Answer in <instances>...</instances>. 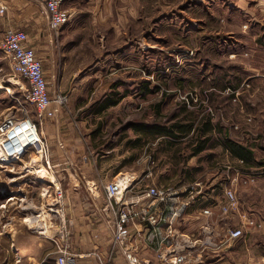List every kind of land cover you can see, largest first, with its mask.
I'll list each match as a JSON object with an SVG mask.
<instances>
[{"label":"rangeland","instance_id":"374dc122","mask_svg":"<svg viewBox=\"0 0 264 264\" xmlns=\"http://www.w3.org/2000/svg\"><path fill=\"white\" fill-rule=\"evenodd\" d=\"M7 1L9 12L0 16L1 141L23 125L9 129L26 108L51 148L48 121L59 119L62 111L80 127L87 106L116 92L124 97L108 110L107 134L135 117L164 124L190 119L195 126L210 120L218 135V127H225L252 146L253 163L264 170V15L256 0H135L130 6L123 5L126 0H79V12L57 33L38 0ZM8 26L35 36L51 95L66 94L57 115L42 123L27 100V80L14 73L2 49ZM64 48L69 55L60 57ZM58 142L64 146L62 139ZM40 152L31 147L0 166V251L2 240L13 249L23 232L51 241L59 233L36 227L48 218L46 205L55 198L52 182L57 183L53 161L49 158V168ZM255 184L246 183L244 190ZM5 256L0 254V264L9 260Z\"/></svg>","mask_w":264,"mask_h":264},{"label":"crops","instance_id":"0c3cea01","mask_svg":"<svg viewBox=\"0 0 264 264\" xmlns=\"http://www.w3.org/2000/svg\"><path fill=\"white\" fill-rule=\"evenodd\" d=\"M126 1L123 5L135 4V0ZM87 2L93 3V0ZM80 3L79 0H64L63 7L71 12L67 23L79 12ZM255 3L264 15V0H256ZM41 7L48 15L42 4ZM33 11L38 9L33 8ZM7 28L9 26L5 30ZM28 36L29 43L36 49L35 36L31 33ZM67 50L64 48L60 57H67ZM116 54L117 51L114 52ZM60 59L62 62L63 58ZM43 70L45 73L44 66ZM75 77L76 73L72 81ZM46 79L49 84L47 76ZM65 79L66 75L61 71L59 81L64 84ZM86 98L89 99L88 96ZM103 99H95L86 107L80 116V127L70 122V118H63L62 111L58 121H48L50 159L66 197L65 214L71 229L69 243L77 254V264H130L123 247L114 240V222L120 204L108 199L104 188V183L122 174L132 175L133 180L125 190L124 201L135 203L146 216L129 224V246L141 259L152 264H170L159 253L175 247L187 254L188 259L182 264H264V176H258L254 184L258 183L246 191L243 187L246 183L242 180L249 171L256 169L261 173L263 170L257 168L259 163L250 166L245 159L234 155L220 139L216 141L222 136L233 138L231 132L218 127V135L212 127L202 136L212 135V139L204 140L200 150L197 139L192 137L196 126L187 135L170 142L168 134L156 133L152 138L149 128L139 129L135 125L137 122L149 124L152 120L135 117L107 134L104 123L108 110L123 98L101 112L94 111L92 104ZM90 102L85 101L84 105ZM140 136L142 142L135 143L134 140ZM59 139L64 142L63 147ZM238 142L249 147L247 142ZM219 151L224 154L223 159L216 157ZM150 186L171 188L174 196L170 201L144 195ZM229 187L235 190L238 202L236 207L223 213L221 205L228 201L225 190ZM186 201L190 202L186 204ZM172 203L174 207L186 206L175 216L173 232L165 237L168 220L172 216ZM204 208H210L212 214L203 213ZM206 224L212 227V237L217 246L200 244ZM237 226L244 228L245 235L228 240V229ZM1 242L6 244L1 246L0 254L5 253V257H9L5 264H55L56 248L51 240L23 232L17 235L13 249L8 239Z\"/></svg>","mask_w":264,"mask_h":264},{"label":"built area","instance_id":"2783aa9c","mask_svg":"<svg viewBox=\"0 0 264 264\" xmlns=\"http://www.w3.org/2000/svg\"><path fill=\"white\" fill-rule=\"evenodd\" d=\"M46 9L49 16V25L52 30L59 32L64 24H66L71 18V12L69 9L63 7V0H38ZM8 9V4L5 0H0V16H3ZM2 49L5 55L8 57L12 69L15 74L23 77L28 82L27 100L35 106L37 116L40 119V123L47 118L57 115L61 105L66 102V94H58L55 98L51 95L48 87V82L43 70L42 62L37 57L35 47L29 43L28 32L22 28L9 27L5 30L2 39ZM25 116L20 119L19 122L13 124L9 129L17 127L22 123H27L34 129L37 137H34L28 144H23L19 149L13 150L12 155L17 154L21 156L29 148L35 147L38 152L42 151V159L46 161V165L50 168L53 165L50 163L51 150L38 131L36 122H34L28 114L25 108ZM9 122V120H7ZM7 121L3 124L6 125ZM8 131V130H7ZM44 155V156H43ZM44 162V161H43ZM45 164V163H44ZM47 167V168H48ZM264 171V170H263ZM264 174H258V172H249L246 177H242L243 183L255 182L257 177ZM132 175L122 174L117 180L104 183L108 199H114L120 204L117 210V217L114 222V240L118 242L124 250V253L129 260L130 264H152L149 260L141 259L129 246V239L131 235L130 222L136 218H145V213L140 210L135 203L124 201V193L127 188L132 184ZM52 182V181H51ZM55 185V197L51 202L47 203L48 218L44 225L36 226L44 231H58L54 234L53 241L57 246V255L55 258V264H77V254L71 250L69 239L71 237L70 221L68 220L65 212L67 205L66 197L60 182H52ZM228 196V201L221 205L223 213L228 212L231 208L236 207L238 197L233 188L229 187L225 190ZM146 196L157 197L160 200L172 199L174 196L171 188H161L156 186H150L144 193ZM190 201H186V204ZM180 208L172 207V216L168 220V234L165 237L170 236L173 232L172 222L175 216L179 215L184 207ZM203 213L209 215L212 214L210 208H204ZM40 214V213H39ZM35 214V215H39ZM253 222V220H251ZM205 236L201 238L200 244L203 246H217L218 243L213 240V229L210 224H206ZM245 235V230L241 226L232 227L228 229L227 239L236 240ZM197 240V239H196ZM159 256L164 260H169L170 264H182L187 261V254L183 250H177L175 247L169 249L167 252H160Z\"/></svg>","mask_w":264,"mask_h":264},{"label":"trees","instance_id":"16d2710c","mask_svg":"<svg viewBox=\"0 0 264 264\" xmlns=\"http://www.w3.org/2000/svg\"><path fill=\"white\" fill-rule=\"evenodd\" d=\"M118 93L114 92L113 96H107L101 101L95 102L92 104V109L94 111H99L101 112L102 110H105L109 108L112 105H116L117 103L120 102V100L124 97L123 94L117 95ZM139 129H144V127H147L151 130V136L152 138L156 137V133L159 134H168L170 135V142H175L177 141L180 137L187 135L188 131L195 127L194 125V120L190 119H183V120H177L172 122L171 124H164V123H159V122H152L149 124H144L143 122H137L135 124ZM146 125V126H145ZM196 130L193 134V139H197V145L199 146L198 150H200L202 147V144L204 140L206 139H212V135H207L205 138H203V134L209 129H211L210 125V120H205L202 122L200 125H197ZM227 146L231 152L238 156L242 157L245 159V161L249 165H253L256 163L254 162V151L252 148L245 146L244 144L238 142L237 140H234L233 138L227 137V136H222L220 138H216V141L218 140ZM135 143H140L142 142V136L137 137L134 140ZM259 163V162H258Z\"/></svg>","mask_w":264,"mask_h":264},{"label":"bare ground","instance_id":"6f19581e","mask_svg":"<svg viewBox=\"0 0 264 264\" xmlns=\"http://www.w3.org/2000/svg\"><path fill=\"white\" fill-rule=\"evenodd\" d=\"M6 136H8V139H5L4 141H1L2 137H0V166L2 167H4L8 161L17 157V154H11L13 150L21 148L23 144H28L34 137H37L34 129L27 123H23V125L18 126L10 133H7ZM3 162L6 163L4 164ZM44 223L45 220H39L38 227L44 225ZM40 232L45 233L46 231L42 229Z\"/></svg>","mask_w":264,"mask_h":264}]
</instances>
